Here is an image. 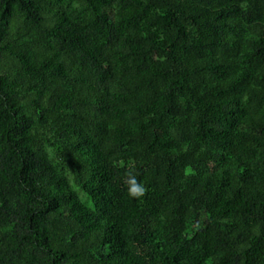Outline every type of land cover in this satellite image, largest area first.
Here are the masks:
<instances>
[{
    "label": "trees",
    "instance_id": "16d2710c",
    "mask_svg": "<svg viewBox=\"0 0 264 264\" xmlns=\"http://www.w3.org/2000/svg\"><path fill=\"white\" fill-rule=\"evenodd\" d=\"M0 264H264V0H0Z\"/></svg>",
    "mask_w": 264,
    "mask_h": 264
}]
</instances>
